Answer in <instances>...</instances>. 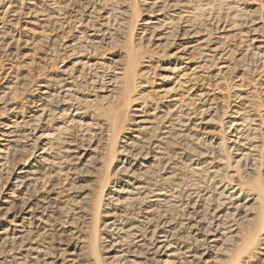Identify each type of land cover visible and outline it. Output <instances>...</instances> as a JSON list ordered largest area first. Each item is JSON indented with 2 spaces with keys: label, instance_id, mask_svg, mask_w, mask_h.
Wrapping results in <instances>:
<instances>
[{
  "label": "rangeland",
  "instance_id": "1",
  "mask_svg": "<svg viewBox=\"0 0 264 264\" xmlns=\"http://www.w3.org/2000/svg\"><path fill=\"white\" fill-rule=\"evenodd\" d=\"M115 1L0 0V133L4 125L17 123L11 137H0V205L5 200L13 210L19 206L16 177L41 156L70 160L44 172V187L58 183L52 175L60 168L67 176L65 182L59 177L60 190L73 189L51 201L54 207H67L69 198L79 195L94 198L99 175L93 168L104 164L101 148L112 115L109 100L101 96L116 73L111 62L127 56L137 59L139 72L132 103L122 115L124 137L139 135L136 124L144 121L140 126L155 128V134L180 132L186 138L182 147L193 148L187 139L213 144L236 135V128L243 136L256 129L250 157L264 161L259 159L264 153V0H184L188 8L180 22L168 20L172 12L165 17L142 11L137 0H126L129 10ZM119 8L139 15L132 21L129 12L119 27ZM147 20L154 24L143 26ZM244 143L239 138L233 149L225 146L222 164L209 170L227 193L250 188V162H234ZM83 153L93 160L81 168L73 158ZM74 168L81 169L72 177ZM210 184L206 181L208 190ZM37 194L26 199L35 202ZM8 219L0 214V226ZM86 222L65 229L72 230L70 236L60 235L64 229L53 223L44 229L53 242L70 238L78 244L75 237L89 232ZM250 263L264 264V257L257 253Z\"/></svg>",
  "mask_w": 264,
  "mask_h": 264
},
{
  "label": "bare ground",
  "instance_id": "2",
  "mask_svg": "<svg viewBox=\"0 0 264 264\" xmlns=\"http://www.w3.org/2000/svg\"><path fill=\"white\" fill-rule=\"evenodd\" d=\"M183 1L137 0V3L143 7L142 11L155 16L172 12L174 16L167 19L180 22L185 19L182 10L188 8ZM115 2L121 8L127 7L126 0ZM129 12L130 20L139 15ZM129 12L118 11L123 17L119 27L126 24ZM153 24L147 20L142 25ZM127 59L111 62L116 73L104 92L106 95L101 96L102 100H109L107 105L110 104L112 115L107 121L108 136L101 148L104 164L93 168V174L99 175L94 198L89 194L79 195L69 198L67 207H54L51 201L73 189L69 186L67 190H60L59 177L64 176L62 181L67 178L60 168L52 175L58 183L44 187V172L70 160L41 156L20 172L15 185L12 184L23 199L19 206L13 210L5 200L0 205V214L10 218L5 222L7 226H0V264H251L255 254L264 257V161L250 157L256 149V129L248 128L249 132L243 136L236 128L234 134L238 136L213 144L204 141L199 144L197 137L187 139L193 148L182 147L186 138L180 132L171 135L170 130H163L155 134V128L140 126L144 121L136 124L134 131L139 135L124 137L122 115L132 103L130 97L137 88L139 72L135 65L137 59L130 56ZM16 125L15 121L4 125L0 137H11L14 133L11 129ZM143 131L147 132L145 136ZM239 138L245 145L241 144L242 149L237 150L235 145V159H238L234 162L238 165L249 161L248 170L253 177L247 192L236 188L227 193L225 187L214 183L215 177L209 170L220 167L224 147L229 144L226 148L233 149ZM49 149L41 154L45 155ZM172 149L181 153L180 158L175 157L176 151ZM259 154V159H264V153ZM85 155L77 154L73 158L81 168L93 160ZM202 164L204 168H200ZM81 168H74L68 175L73 177ZM184 168L187 172L182 174ZM206 181L211 183V190L205 186ZM33 192L44 195L37 194L35 202H30L26 197ZM86 220L90 221L89 232L75 237L78 244L70 238L53 242L44 229L47 223H53L64 229L60 235L70 236L72 230L65 229L87 225Z\"/></svg>",
  "mask_w": 264,
  "mask_h": 264
}]
</instances>
